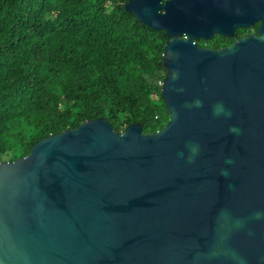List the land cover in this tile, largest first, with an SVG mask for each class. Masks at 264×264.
<instances>
[{
    "label": "water",
    "instance_id": "obj_1",
    "mask_svg": "<svg viewBox=\"0 0 264 264\" xmlns=\"http://www.w3.org/2000/svg\"><path fill=\"white\" fill-rule=\"evenodd\" d=\"M126 9L167 33L171 117L148 133L87 120L0 161V264H264V0ZM224 13L258 32L193 43Z\"/></svg>",
    "mask_w": 264,
    "mask_h": 264
},
{
    "label": "trees",
    "instance_id": "obj_2",
    "mask_svg": "<svg viewBox=\"0 0 264 264\" xmlns=\"http://www.w3.org/2000/svg\"><path fill=\"white\" fill-rule=\"evenodd\" d=\"M129 0H0V161L103 117L162 129L168 36Z\"/></svg>",
    "mask_w": 264,
    "mask_h": 264
},
{
    "label": "flooded vegetation",
    "instance_id": "obj_3",
    "mask_svg": "<svg viewBox=\"0 0 264 264\" xmlns=\"http://www.w3.org/2000/svg\"><path fill=\"white\" fill-rule=\"evenodd\" d=\"M239 21H232L227 14H223L222 27H227L222 31H216L211 36L197 35L192 37L193 43L201 48H210L213 50H221L226 47L233 46L237 41L247 37L251 33H257L261 22H257L253 27L249 25H239ZM185 38L189 35L185 34Z\"/></svg>",
    "mask_w": 264,
    "mask_h": 264
}]
</instances>
